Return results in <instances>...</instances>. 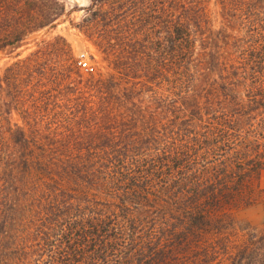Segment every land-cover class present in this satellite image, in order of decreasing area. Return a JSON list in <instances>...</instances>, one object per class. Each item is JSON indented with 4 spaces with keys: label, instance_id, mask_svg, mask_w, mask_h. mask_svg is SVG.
Listing matches in <instances>:
<instances>
[{
    "label": "trees",
    "instance_id": "1",
    "mask_svg": "<svg viewBox=\"0 0 264 264\" xmlns=\"http://www.w3.org/2000/svg\"><path fill=\"white\" fill-rule=\"evenodd\" d=\"M90 1L103 65L56 37L0 76V264H212L264 171V0ZM57 4L0 0V55Z\"/></svg>",
    "mask_w": 264,
    "mask_h": 264
},
{
    "label": "rangeland",
    "instance_id": "2",
    "mask_svg": "<svg viewBox=\"0 0 264 264\" xmlns=\"http://www.w3.org/2000/svg\"><path fill=\"white\" fill-rule=\"evenodd\" d=\"M57 1L59 4L52 6V11L63 14L58 24L29 36L27 44L13 55H0V76L16 61L17 53L20 54L19 59L26 58L44 41L56 37H63L71 46L74 56L86 64L87 67L82 66L83 74L91 73L88 68L103 65L101 54L92 39L97 30L84 22L92 15L86 12L91 1ZM11 118L16 120L15 116ZM220 218L223 228L207 236L210 248L216 252L212 255V264H264V171L258 180H253L248 186L245 199L240 200L237 206L221 212Z\"/></svg>",
    "mask_w": 264,
    "mask_h": 264
},
{
    "label": "built area",
    "instance_id": "3",
    "mask_svg": "<svg viewBox=\"0 0 264 264\" xmlns=\"http://www.w3.org/2000/svg\"><path fill=\"white\" fill-rule=\"evenodd\" d=\"M82 66L87 67L86 64H82ZM88 69H89V71H91V72L93 71V68H88Z\"/></svg>",
    "mask_w": 264,
    "mask_h": 264
}]
</instances>
